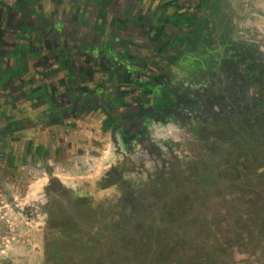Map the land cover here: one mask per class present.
<instances>
[{"label":"crops","instance_id":"1","mask_svg":"<svg viewBox=\"0 0 264 264\" xmlns=\"http://www.w3.org/2000/svg\"><path fill=\"white\" fill-rule=\"evenodd\" d=\"M199 1L200 0H0V28L3 29L2 33H0V54H5L3 57L5 60L9 58L8 63L3 65V69L8 71L9 68H11L12 74L6 75L11 78V75L15 74L16 77L11 80L9 79L3 88H0V156L3 158L2 160H8L13 164L11 172H14L12 174H16L17 170L20 171L23 168L34 170L37 173L41 172L40 176H44L46 180H44L39 193L40 197L44 198L45 205L48 204L47 200L49 196L47 193V186L49 181L54 180L58 182L60 180L50 171V164L43 166V164L38 165V162L42 160L46 162L51 160V162H54L55 159L57 165L65 169L67 165L65 162L69 160V157L66 156V159L65 157L49 158L46 157L45 154L80 155L84 153H79L78 144L73 142V145L69 139L75 133L73 127H78L83 124L86 125L84 122L90 117H85V112H83V110L82 113L81 111L80 113L76 112V116L65 115V111L67 114L68 111H71L69 100L75 98L80 102L79 98L83 97L81 96L83 92H92L95 94L98 92V85H102V87L100 86V89H102L100 92L101 97H99L102 101H106L107 99H102V97H109L110 94H113V90L116 92L118 88H121V90L127 88V90H129L131 88L135 89L138 96L142 97L143 94L146 95V97L140 98L141 100L138 98L136 99L139 101L135 103L136 106L143 102L152 104L150 103L149 95L151 92H153L152 95L156 97L157 102L163 103L165 98H167V101L163 104H173L181 95L178 84H182L184 87L186 86L183 84L185 83L184 76L183 78L176 77V75H180V73H178L179 63L177 60L182 56V54L179 56L175 50L177 37L179 38L182 32L184 33L187 31L185 36L188 35L190 37H187V39L185 36L180 37L179 42L185 40L187 42L185 48L188 50V48H190L188 46L191 42L194 45L196 44L195 39L191 40V38H193L191 32L197 29L194 24L196 22L195 17L197 16V20H206L210 22L206 10H208V5L214 4V0H202L201 4H198ZM215 1L216 3L218 2V5L226 3V5L232 6L237 10L236 13L239 16V11L241 14H249L244 16L242 21L243 29L254 27L258 32L260 31L261 34H264V18H262V16H264V0H242L244 3L242 4V8H240V4L238 5V2L241 0ZM195 5H200V8L196 7L194 9ZM256 12L261 14V17L257 16ZM237 22H240V20L234 21L233 24H237ZM183 28L185 31H183ZM19 29L27 34L26 38H23L19 34ZM46 31L47 33L45 34ZM4 33L5 35L2 36ZM215 39L217 45L216 48L214 45V48L211 49L212 51L210 50L208 52L206 50V52H203L200 47L199 56H197L196 52V55L188 57L187 59L188 61H194V68L200 70L197 71V73L199 72L200 75L207 73L208 75V77L194 82V85L198 83L199 86L203 85L206 87L205 90L209 91V85H211L210 89L213 90L224 83V89L227 87V91L235 95L236 98L248 95L250 99L247 105L248 108H255L257 103H263L264 97L262 95L264 93L261 94L260 98L256 93L258 91L264 92V83L261 85L260 83H253V85L248 86L245 79L234 80L226 76L224 68L220 63L221 60L217 61L218 59L212 57V55L217 56L218 53L220 55L224 52V43L217 38ZM232 39H234L235 42L241 40L248 45H254L257 41L250 38L248 34H240L237 36L234 34ZM127 47H129V49H127ZM220 49L222 50L221 52ZM19 50H21L22 59L16 61V67H14L12 64L15 60H13L12 56ZM261 51L262 49L258 52ZM47 54H53L54 56L67 54L71 57V63L64 62L61 56H59L57 60L44 59V56ZM106 55L114 59L121 55L120 60L125 61L126 65L123 66L120 64L115 66L113 64L110 67L105 64L104 57H106ZM175 55L179 57L175 58ZM184 58L186 57L184 56L183 59ZM245 61L246 60L240 62L242 67L245 66ZM17 70L18 72H16ZM98 72L102 75L96 76ZM188 73H191V70ZM193 74H195V72ZM130 75L131 77L129 78ZM124 77L127 80L126 82L123 80ZM19 78L23 83L28 85V93H21L19 95L17 91V85L20 84V82L18 83ZM186 78L187 81H191L188 75ZM195 80L196 79H194V81ZM198 85L196 88L199 87ZM202 92L201 90L199 91V93ZM13 97H15L16 101ZM236 98H233V102L235 104L240 103L241 100L238 99L237 101ZM239 105L242 106V103ZM113 107H115V109H121V100L111 108L113 109ZM261 107L262 106H260V108ZM92 108L94 107L90 105L89 109ZM214 109L220 111V108L217 106H214ZM229 110H231L229 105H225L223 111L226 112ZM77 116L79 117L76 118ZM225 120L224 118V124L221 123L222 126H226ZM92 124H94V122H92ZM112 125L109 124L108 126L110 128H107H114L115 124ZM250 126L251 125L247 127ZM148 127H150V130H152V128H159V130L164 129V133L167 134L155 137L161 141H165L166 138L171 139L170 141L173 144L180 142L179 139L183 137L184 134L187 135L185 129L181 130L182 128L179 129L176 125L171 123L163 125L159 123H150ZM244 131L246 132V130ZM77 133L76 131L75 135H77ZM137 138H139V135L134 133L130 146L137 144V142H134ZM249 141L254 142L255 140ZM92 147L96 149V146L93 145ZM92 147L87 150L90 152L88 154L92 153L94 156L96 154ZM133 152L140 153V148L137 150L134 149ZM7 154L9 157H6ZM82 155L81 165L87 164L88 161L93 162L92 157L86 156L85 154ZM130 155L131 154H128L125 160L132 161L133 158ZM171 155L177 157L176 159L179 158V154H170V156ZM169 160L164 162V167L169 165ZM33 162L35 164H33ZM102 163H104L101 170L103 173L109 167H112L110 166L111 163H105V161ZM164 167H160L159 170H161V173L158 174V170L157 176L162 175L165 178L166 174L163 173ZM174 168H171V171H173ZM150 169L151 165L150 168H148V165H145V168L143 166L142 170L141 168L137 169V171L140 170L144 174L147 182L149 181V177L152 176H149V173L154 171V168ZM168 170L170 169L168 168ZM104 174L100 175V182H98L102 186L107 181L105 180V182H103L105 179ZM101 179H103V181ZM159 180L161 179H158V182ZM165 182L169 183L166 178ZM167 183L165 184L163 181V183L160 184L161 186L163 184V190H166V187H168ZM170 183H172V181ZM192 186L194 187H190L188 190L182 189L174 191L177 195L176 197H169L171 192H167V195H165V192L161 197L158 193L156 197H159H157L155 203L159 205L164 202L166 207L170 206L169 204L172 202L176 203V205L173 206V209L177 210V213H175L176 216H178L176 220L184 219V217H195L193 215L197 210L205 209L207 204H212L214 201L211 200V197H209V199L196 197L199 194H208L206 190L207 186ZM104 187L107 188L106 186ZM100 188L99 189L105 193L103 195H106V199L113 200V204H110L111 207L116 204V201L120 203L119 198L115 201L116 196L118 197V191L114 189L113 191H109L103 189V187ZM151 188L152 190H148V192L154 193V187ZM178 188L177 186V189ZM66 189L68 190V188ZM169 189H171L170 186L168 190ZM187 191L192 196L193 200H190V197L186 193ZM185 193L187 196L183 195ZM142 194L143 193H141V195ZM255 195L260 196L259 193ZM79 197L80 196H76L78 202L76 199L75 204L78 212L83 215L85 211L84 208L87 207L85 204L89 202ZM204 197L207 196L204 195ZM239 203L243 205L245 209L249 210V214L254 218V221L245 223L243 219L238 218L236 222H229L230 224L227 225L225 229L227 234L225 237L226 246L221 245L219 249L213 246L218 252L215 254L213 253L214 255L212 258L207 256L208 259L205 261L206 264H224V251L226 254H229L227 257H229L230 260L234 259L237 264L245 258L248 259L247 262L252 264H264V262H262L264 259V228L262 229L261 227V224L264 225V213L260 212L261 209L257 210L251 206V201L246 197H243ZM55 208L56 212L61 214V212L57 211V206L54 207V209ZM210 208L212 207L210 206ZM110 211L111 208L107 211V214L113 215V212ZM91 213L92 212H90V214ZM184 214L188 215L182 216ZM61 216L55 215L53 217L58 223L61 221L65 223L69 221L68 217ZM113 217L116 218V213H114ZM47 220H52V215L51 219L47 216ZM104 220L105 218L101 221ZM142 224L141 231L137 228L138 225H133L134 227L130 229L132 234L125 237H120V235H109V239L111 240L110 244H115L114 242L120 243L121 248L116 251L119 252L118 254L122 256V252H124L127 247L129 249L134 248L137 251L144 248L146 252L148 251L145 240L142 237L138 239V235L143 236L145 224ZM241 225H244L243 230L241 229ZM67 226L66 229H63V226L58 229L60 230L59 237L61 241L57 236L55 239L58 240L46 246L44 253L49 263L57 264L56 260L61 258L62 261L58 262V264H64L69 256L72 258V262L74 260L75 264H95L93 261L90 263L89 259L93 257L95 261L96 255L100 252L93 248V246H87L84 238L80 241L72 239L74 240L73 243L69 239L66 240L68 242L64 241L65 239L62 234L69 231ZM249 226L252 227L250 228ZM261 233H263V235H261ZM249 235H252V237L249 238L250 243L255 242L256 244L260 242L262 247H253L250 249L243 248L244 243H247L246 240ZM142 240H144V242ZM61 242L66 243V245L64 246ZM222 244H224L223 241ZM106 249L110 250V252H106L107 257L110 259L116 258L113 256V249L115 248ZM86 250H88V252H85ZM81 254L85 256L81 257ZM98 257L100 258L98 263L102 264V255L98 254ZM27 262H29V260H27ZM67 264H69V262Z\"/></svg>","mask_w":264,"mask_h":264},{"label":"rangeland","instance_id":"2","mask_svg":"<svg viewBox=\"0 0 264 264\" xmlns=\"http://www.w3.org/2000/svg\"><path fill=\"white\" fill-rule=\"evenodd\" d=\"M183 31H185L184 28ZM186 33L187 31L182 32L180 37L185 36ZM192 36H194L193 32ZM180 37H177L175 50L179 56L180 54L183 57L185 56L186 58L184 59L186 60L182 56L178 58L179 56L175 55V58H178V73H180L176 77L183 78L184 76L185 83L183 84L190 85L200 81L201 76L199 72L197 73L200 70L194 68V61H188L187 59L196 55V52L197 56H199L200 47H196L190 43L188 46L190 48L187 50L185 48L187 42L185 40V42H179ZM187 37L190 36H185L186 39ZM262 38L264 39V36L260 38L256 37L255 39L258 41ZM261 47V52L264 55V46ZM260 62L261 64L264 63L263 60ZM190 70L191 73H188ZM194 72L195 74H193ZM187 75L191 81L186 80ZM194 79L196 80L194 81ZM262 93L264 92L258 91L256 94L260 98ZM262 96L264 97V94ZM261 106L258 109L259 117L254 119L255 123H253V127H247L249 126L247 121L250 115L249 112L246 113L247 115L244 112V114L239 113L236 117L225 118L228 128L224 130V133L227 131L234 132V135L236 134L234 142L227 143V140H224V135L222 132H219L220 128H216V125L221 126V123L211 118L206 120V117L196 111L200 115H196L199 122L195 121L194 124L191 122L190 125L193 127L197 126L195 130L197 134H206L205 137L196 141V138L192 139L189 134H184L179 139L180 142L172 144L171 139H165L164 137L165 141L162 142L155 137L167 134L164 133V129L152 128L151 140L159 144L158 148V145L156 146L153 142L157 151L159 150L163 154H131L132 161L130 160L125 163L124 161L129 151L137 150L139 148L138 144L127 148L122 147L120 142L115 140L119 144V147H115L116 143L114 139L122 140L121 133H118L120 131L114 132L112 129H108L110 128L109 124H114L113 121L109 116L107 120L110 121L105 120L107 116L105 110L99 104H93L92 107L94 108L88 109L85 112V117H90L85 120L84 123L86 125L73 127L75 133L69 139L72 144L73 142L78 144L79 153L84 152L82 154L92 157L93 162L88 161L87 164L83 163L84 165H81L82 154H45L49 158L65 157L66 159V156L69 157V160L65 162L67 164L65 169L57 165L55 159L54 162H51V160L49 162L43 160L38 162V165L43 164V166L50 164V171L60 180L57 183L63 195L67 191L73 192L75 197L80 196L87 200L86 202H89L85 204L87 207L84 208V214L81 215L83 220H85L84 222L89 224L88 227L74 220L64 210L60 214L56 212V208L53 209V206L45 208L44 198H41L39 193L44 180H46L44 176H40L41 172L37 173L34 170L23 168L19 169L20 171L17 170V175L12 174L14 172H11L13 164L8 160H2L3 158L0 156V264H50L44 253L46 246L58 240L55 239L57 236L59 237L60 230L58 229L62 226L63 229H66L67 224L69 231L62 234L65 239L64 241L69 239L73 243L75 239V241H80L84 238L87 246H93V248L100 252L97 253L102 255V264H206L207 256L212 258L218 252L215 250L216 248L219 249L221 245L226 246L225 237L227 234L225 229L230 224L229 222H236L238 218L243 219L245 223L254 221V218L249 214V210L239 203L243 197L251 201V206L257 210L261 209L260 212L264 213V104ZM183 108L185 107L183 106ZM178 110L182 109L178 108ZM184 114L187 113H182L183 116ZM187 117H189L188 114ZM205 120L207 122L206 127ZM168 123L175 125V123L170 121L164 124ZM222 124H224V118ZM241 127L246 132L242 133ZM177 128L188 130L189 127L183 124L178 125ZM204 130H207V133H203ZM76 131L78 132L77 135H75ZM248 132L259 134L256 141L249 143V141L244 140V136H247ZM93 145L96 146V149L92 147ZM90 147L95 150L94 152L97 156H93L92 153L88 154L90 152L87 149ZM170 150L179 154L180 159H176L177 157H173V155L170 156L168 154ZM6 157H9V155L7 154ZM168 160L170 165L164 167V162ZM104 161L105 163H111L110 166L114 170L112 175L120 177L126 186L130 188L129 196L134 201L133 204L126 203L120 207V203L116 200L117 198L122 200L125 195L121 191V188L116 187L113 180L109 177V171L112 169L109 167L104 171L105 174L101 171L104 165L102 162ZM33 164L35 163L33 162ZM173 164L175 168L171 171V165ZM145 165H148V168H150V165L151 169L154 168V171L149 173V176L152 175L149 177V181L152 180L150 182L145 180L146 178L140 170L137 171L139 168L142 170L143 166L145 168ZM160 167H164L163 173L166 174L165 178L169 183L165 182V178L162 175L157 176ZM119 170H121L120 175H118ZM101 174L105 176L104 181L103 179L101 180L103 182L107 180L103 186L98 183L100 182ZM158 179L164 180H159L158 182ZM163 181L165 184L167 183L168 187H166V190H163V184L162 186L160 185ZM171 181L172 183H170ZM192 185H196L195 187L199 185L207 186L206 190L208 194H199L196 197L202 199H209L211 197V200L214 201L212 204H207L205 209L197 210L193 215L196 218L184 217V219L176 220L178 217L175 214L177 210L173 209L176 203L172 202L167 207L164 202L159 205L155 203L157 197H161L165 192V195H167V192H171L169 197H176L177 195L174 191L188 190L190 187H194ZM169 186L171 189L168 190ZM177 186L179 187L178 189ZM100 187L109 191H113V189L118 191V197L116 196L115 198L116 204L113 207L110 206V204H113V200L106 199V195H103L105 193L100 190ZM151 187H154L155 194L148 192V190H152ZM141 193L144 195H141ZM158 193L159 196L156 197ZM186 193L190 197V200H193L189 192L187 191ZM186 193L183 195L187 196ZM258 193L260 196L255 195ZM204 195L207 197H204ZM132 206H135V209ZM110 208L113 215L116 213V218L112 214H107ZM90 212L92 213L90 214ZM51 215L52 220L48 221L47 216ZM55 215L68 217L69 221L58 223L53 217ZM187 215L184 214L182 216ZM103 218L105 220L102 222ZM142 223L145 224L143 236L138 235V239L142 237L145 240L148 251L146 252L144 248L137 251L134 248L129 249L127 247L122 252V256L118 254L119 252L116 251L121 248L120 243L114 242L115 244H110L109 235H120V237L131 235L130 229L138 225V229L141 231ZM243 227L244 225H241L242 230ZM249 227L251 228L252 226ZM261 227L263 229L264 225L261 224ZM251 237L252 235H249L246 240L249 246L247 243H244L243 248L262 247L260 242L256 244L255 242L250 243L249 238ZM144 240L142 241L144 242ZM222 241L224 244H222ZM61 243L64 246L66 245L64 242ZM112 247L115 248L113 249V256L116 258L110 259L106 253L110 252V250L106 248ZM208 247L210 250L213 248L210 251ZM85 252H88V250ZM98 254L95 261L91 257L92 259L90 258L89 262L93 261L95 264H101L98 263L100 260ZM227 255L229 254H226L224 251V264L235 263L234 259L230 260ZM80 256L84 257L85 255L81 254ZM247 260V258L242 259L238 264H252L247 262ZM60 261H62L61 258H58L56 263L58 264ZM68 262L69 264H75L74 260L72 262V258L69 256L64 264ZM262 262H264V259Z\"/></svg>","mask_w":264,"mask_h":264},{"label":"flooded vegetation","instance_id":"3","mask_svg":"<svg viewBox=\"0 0 264 264\" xmlns=\"http://www.w3.org/2000/svg\"><path fill=\"white\" fill-rule=\"evenodd\" d=\"M201 1L202 0H200L198 4H201ZM213 3L214 4L208 5L207 6L208 10H206V13L209 17L210 22H207L206 20H197V16L195 17L196 22L194 24L196 25L197 29L194 30L193 32L194 36H192L193 38H191V40L195 39L196 44L194 46L201 47V51L203 50V52H206V50L209 52L211 49L214 48V45L216 48L217 43L215 42L216 41L215 38L223 42L224 52L220 54L221 56L218 53L217 56L212 55V57L215 59H218L217 61L221 60L220 63L222 64L224 68V72L226 76L233 78L234 80H243L244 67L241 66L240 62L246 59L245 64L247 65V67L251 66L252 68L255 69L258 65L257 61H259V63H261L260 61L262 60L264 61L263 53L258 52L260 51V49H262L261 46H264V39L263 38L259 39L258 41H256L254 45H248L241 40H239L238 42H235L234 39H232V36L234 34L236 36L240 34H243V35L248 34L250 38L255 39L256 37L260 38L262 35L264 36V34L263 33L261 34L260 31L258 32V30L256 28L254 29V27H250L249 29H245V30L243 29L242 21L244 19V16L249 15V14H241L239 11V14H240L239 16L236 13L237 10H235L232 6L226 5V3L218 5V2L216 3L215 0L213 1ZM239 4H240V8H242V4L244 3L241 0L240 2H238V5ZM196 7L200 8V5H197V6L195 5L194 9ZM195 12H198V11H195ZM256 14L257 16L261 15V14H258V12H256ZM262 18H264V16H262ZM237 20H240V22H237V24H233V22ZM235 49H238L239 54L235 52L236 51ZM239 49L241 51H239ZM221 51L222 50L220 49V52ZM229 53L231 54L230 57L237 55V58L239 61L237 60V62H235L233 58L229 57ZM262 65L264 66V63ZM200 76H201V79L208 77L207 73H204L203 75H200ZM123 80H125L124 82L127 81L125 77ZM100 86L102 87V85H98V88H97L98 92L95 94L92 92L91 93L80 92L82 93L81 96H83L79 98L80 102H78L77 99L75 98H72L71 100H69V107L71 108L72 112L68 111V114H67V112L65 111L64 114L69 115V116L70 115L76 116L77 113H80V111L82 113V110L83 112L88 111L90 105H93L95 103L99 104V106L103 108V110H105L107 114L105 120H107V117L109 116V118H111V120L115 124V127L112 128V131L117 132V130H119L120 132L118 133H121L120 136L122 140L119 141L118 139L115 138L114 139L115 143L117 141V142H120L122 147L130 148V144L132 143L133 134L135 133L139 135V138L135 139L134 142L135 143L137 142L140 148V153H135L133 152V150L132 151L130 150L128 154H163L159 150L157 151V148L154 146L153 142L156 144V146L158 145V148H159V144H157L156 141L151 140V137H150L151 130H150V127H148L150 126V123H159L163 125L164 123L170 121V122L175 123L176 126L184 124L186 125V127L187 126L189 127L188 130L185 129L186 132H188L187 134H189V136L192 137V139L196 138V141H197V139H201L202 137H205L206 134L204 135L197 134V131H195L197 126L193 127L192 125H190L191 122L193 124L195 121L199 122V119L196 118V115L201 114L204 117H206V120L211 118L213 120H217L216 122L218 123L223 122V118H227V117L231 118V117H236L238 115L236 111H234L233 109L224 112L220 108L219 109L220 111L216 112L214 107L211 106V103L213 101L218 102L221 99L219 98V92L212 93L211 91H205L202 93H198V96H200L198 98H201L203 105L207 104L205 107L208 106L206 109H204V112H203L202 111L203 109L200 108L201 100L199 101V99L196 96L195 98H191V96H185V94H181L179 98L173 104L164 105L163 103L167 101V98H165V101L163 103L157 102L156 97L152 95L153 92H151L149 95H150V103L152 104H147L143 102L136 106L135 103L139 102L136 99L146 97V95L143 94L142 97L138 96L135 89L130 88L129 90H127L128 89L127 87H125L127 89H123V90H121V88H118L116 92H114L113 90L112 91L113 94H110L109 97L107 96L102 97V99H107L109 101L107 100L102 101L101 98H99L101 97L100 92L102 90L100 89ZM186 86L188 87L187 88L188 90L191 88L197 89L194 83L190 85H186ZM209 86L211 88V85ZM225 89H228V88L226 87ZM204 90L205 88H203V90L201 91H204ZM192 91L194 90L191 89V92ZM208 93H209L210 98L208 97ZM119 100H121V106H122L121 109H115V107H113L112 109L111 107L116 105V103H119ZM222 101H224V97L222 98ZM183 106L185 108H183ZM178 108L182 110H178ZM196 111L199 112V114L196 113ZM184 112L187 113L189 117H187V114H184L183 116L182 113ZM206 120H205V124H206L205 127L207 126ZM216 128L221 129L222 127L216 125ZM220 129H219V132H222V134L224 135V140L229 138L228 137L229 135L235 136L234 132L232 131H227L226 133H224V130L223 129L220 130ZM229 129L231 128L229 127ZM203 133H207V130L206 131L204 130ZM254 138L256 139L257 137H254ZM115 147H119V144L116 143ZM168 152H169L168 154H176L171 150ZM124 162L126 163L129 161L125 160ZM171 166H172L171 168H174L173 165ZM111 169L112 170L109 171L110 178L113 180L116 186L121 188V191L125 195L122 198V200H120L121 206H123L126 203L133 204L134 201L129 196L130 191H131L130 188L126 186V184L123 182V180L120 177L118 176L115 177L114 175H112V172H114V170L113 168ZM120 172L121 170H119L118 175H120ZM159 173H161V170H159L158 174ZM47 193H48L49 198L47 200L48 204L45 206V208L46 207L51 208V206L55 204L54 207L57 206V208H60V210H58L59 212H63L64 210L65 213H67L69 216H72L74 220L87 225V227L89 226V224L84 222L85 220H83V218L81 217V214L78 212L76 208L75 200L77 199V202H78V198L75 197L74 193L67 191L66 194L63 195L61 193V189H59L58 187L57 182L54 180L49 181L48 186H47ZM48 218L51 219V216H48Z\"/></svg>","mask_w":264,"mask_h":264},{"label":"trees","instance_id":"4","mask_svg":"<svg viewBox=\"0 0 264 264\" xmlns=\"http://www.w3.org/2000/svg\"><path fill=\"white\" fill-rule=\"evenodd\" d=\"M247 44V43H246ZM250 45H253V44H250ZM236 50V51H235ZM234 51L236 52V53H238L239 54V52H238V49H235ZM239 51H241L240 49H239ZM232 52V51H231ZM230 53H229V57H230ZM230 58H233L234 60H235V62H237V60H238V58H237V55H235V56H233V57H230ZM233 60V61H234ZM244 60H246V59H244ZM239 61V60H238ZM243 61V60H242ZM258 65H257V67L254 69V68H252L251 66H248L247 67V65L245 64V66H244V72H243V75H244V78L243 79H245V82H246V84L248 85V86H251V85H253V83H257V84H259L260 83V85L261 84H263L264 83V66L261 64V63H257ZM178 88H179V90L181 91V94H185V96H191V98H195V96L198 98V97H200V96H198V93H199V91L200 90H203V88H206L205 86H203V85H200L197 89H194V88H191L192 90H194V91H192L191 92V89H187L188 87L187 86H182L181 84H178ZM208 88H209V91H211L212 93L213 92H219V98H221L218 102L216 101V102H212L211 103V106H217V107H219V108H221L222 110L224 109V106L225 105H229V107H230V109L232 110H234V111H236V113L237 114H244V112H245V115H247L246 113H248L249 112V118H248V123H249V125H253V123H255L254 121V119H257L258 117H259V114H258V109L260 108V106L262 105V104H264V101H263V103H257L256 105V107L255 108H248L247 107V105L249 104V97H248V95H243L241 98H236V96L235 95H233V94H230V92L229 91H227V89H224V83H223V85H221V86H219L217 89H213V90H211L210 89V86H208ZM244 90V89H243ZM206 90H204L203 92H205ZM245 91V90H244ZM210 92V93H211ZM208 97H209V93H208ZM224 97V101H222V98ZM210 98V97H209ZM236 98V100L238 101V99L239 100H241V102L240 103H234L233 101H234V99ZM252 98V97H251ZM199 99V101L201 100V98H198ZM211 101V100H210ZM242 103V106L241 105H239V104H241ZM220 104V105H219ZM207 104H204L203 105V102H202V100H201V109H203L202 111L204 112V109H206L207 107H205ZM259 105V106H258ZM210 106V107H211ZM199 111V110H198ZM220 123V122H219ZM222 123V122H221ZM221 127H222V129L223 130H225V129H227V127H228V125H226V126H222V124H221ZM241 130H242V133H244L245 131V129L243 128V127H241ZM236 135V134H235ZM247 136H244V140L246 139L247 141H249V140H255L256 141V139L254 138V137H256L257 135H256V133H248V134H246ZM229 138H227L226 140H228L227 141V143L228 142H234L235 141V136H232V135H229L228 136ZM250 142V141H249ZM250 143H252V142H250ZM11 164V163H10ZM132 208H134V206H132ZM135 209V208H134ZM137 228H139V226H137Z\"/></svg>","mask_w":264,"mask_h":264},{"label":"water","instance_id":"5","mask_svg":"<svg viewBox=\"0 0 264 264\" xmlns=\"http://www.w3.org/2000/svg\"><path fill=\"white\" fill-rule=\"evenodd\" d=\"M2 31H3V29L2 28H0V33H2ZM47 33V31L45 32V34ZM19 34L23 37V38H26L27 37V34L24 32V31H21L20 29H19ZM5 35V33L4 34H2V36H4ZM14 48V47H13ZM127 49H129V47H127ZM14 50V49H13ZM5 56V54L3 53V54H0V88L2 89L3 88V86L9 81V79L11 80L12 78H16L15 77V74H13V75H11V78L10 77H8L6 74H12V69L11 68H9V70L8 71H5L4 69H3V65H6L7 63H8V61H9V58L7 59V60H5V58H3ZM59 56H61V55H59ZM59 56H54L53 54L52 55H50V54H47L46 56H44V59L45 58H47V59H53V60H57V59H59ZM121 56V55H120ZM120 56H118V57H116L115 59L114 58H109V56H107L106 55V57H104V59H105V64L106 65H109L110 67H111V65H115V66H117V65H123V66H125L126 65V62L125 61H121L120 59H121V57ZM12 58H13V60H15L14 61V63L12 64L14 67H16L15 66V62L16 61H18V60H21L22 59V54H21V50H19V51H17L13 56H12ZM61 59H63L64 60V62H68V63H71V57L69 56V55H67V54H64V55H62L61 56ZM67 67H68V65H67ZM19 69L21 70V68L19 67ZM16 72H18V70L16 71ZM122 74V73H121ZM98 75H102V74H100V72H98V73H96V76H98ZM131 77V75L129 76V78ZM20 82V84H18L17 85V91H18V93H19V95L22 93V94H26V93H28V85L26 84V83H23L22 81H21V79L19 78V80H18V83ZM70 83V82H69ZM15 95H17V94H15ZM14 98V100H15V97H13ZM27 99H28V96H27ZM16 101V100H15ZM11 104H13V103H11ZM10 104V105H11Z\"/></svg>","mask_w":264,"mask_h":264}]
</instances>
